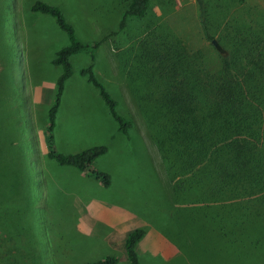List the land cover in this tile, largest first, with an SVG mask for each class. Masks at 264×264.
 <instances>
[{"label": "rangeland", "instance_id": "374dc122", "mask_svg": "<svg viewBox=\"0 0 264 264\" xmlns=\"http://www.w3.org/2000/svg\"><path fill=\"white\" fill-rule=\"evenodd\" d=\"M34 1L5 0L4 9L0 5V14L12 9L11 39L6 40L17 48L15 58L6 60L7 53L0 47V93L10 70L12 103L23 114L17 120L9 114L10 108L5 112L0 109V264H84L100 259L109 253L108 244L102 246L91 230L109 207L136 212L141 219L135 225L159 226L168 235L173 231L169 217L173 210V227L179 226L183 234L172 235L177 254L165 260L151 257L143 249L141 264H264L259 257L264 246L252 247L240 240L231 247L235 250L232 257L223 256L226 248L217 249L212 233L183 223L182 214L175 212L177 204L172 201L166 172L137 99L135 88L141 89V81H136L137 68L133 66L143 50L142 40L149 41L151 48L158 42L156 37L175 49L199 51L211 69L218 67V50L201 31L196 1L150 0L145 15L130 18L120 31L118 22L129 0H41L61 9L79 39L100 41L93 61L89 51L70 57L72 75L60 97L53 137L55 149L62 153L105 146L106 153L93 166L109 175L108 186L74 167L57 164L47 155V109L55 101V82L61 73L51 60L67 39L53 17L29 12ZM239 2L264 9V0H220L216 5ZM90 63L117 102V112L132 122L126 134L118 130L98 89L80 73ZM256 234L249 229V236ZM194 236L200 241L195 243ZM115 254L118 264H129L120 251Z\"/></svg>", "mask_w": 264, "mask_h": 264}, {"label": "trees", "instance_id": "16d2710c", "mask_svg": "<svg viewBox=\"0 0 264 264\" xmlns=\"http://www.w3.org/2000/svg\"><path fill=\"white\" fill-rule=\"evenodd\" d=\"M195 1L205 39L212 44L215 38L225 51L217 52L218 67L211 69L199 51L175 49L156 37L158 42L152 43L151 48L145 39L140 42L143 50H139L138 61L133 66L137 68L136 81H141V89L136 87L135 90L166 172L172 201L177 204L175 212L182 214L185 225L212 233L217 249L226 248L221 254L232 257L235 250L231 247L240 240L252 247L264 246V9L258 5L243 6L240 2L217 6L220 0ZM3 3L5 0H1L0 5ZM2 6L4 9L5 4ZM149 7L150 0H129L117 30H123L130 18L145 15ZM234 8L238 10L233 12ZM9 9L0 14V47L7 53L6 60L15 58L17 50L6 40L11 39L12 32L13 12ZM28 10L53 17L67 39L51 60L54 66L61 68V73L55 82V101L47 109L44 130L47 155L57 164L74 167L108 186L109 175L93 166L94 161L106 153L105 146L62 153L55 149L53 137L60 97L66 80L72 75L70 57L89 51L93 61L100 41L79 39L55 4L36 0ZM80 73L98 89L110 115L118 123V130L126 134L132 122L117 112V102L96 77L93 64L82 68ZM9 74L10 70L0 93L3 95L0 109L5 112L10 108L9 114L21 120V109L12 103L14 90ZM134 76L130 80L133 81ZM24 99L31 105L30 99ZM169 217L173 231L170 235L163 233L173 243V234H183L179 226L173 227L176 217L173 210ZM250 228L256 230L255 237L248 235ZM144 234L142 227L127 234L123 250L129 264H141L136 246ZM197 241L200 237L195 243ZM260 251L259 257L264 259V249ZM118 262L116 256L106 254L84 264Z\"/></svg>", "mask_w": 264, "mask_h": 264}, {"label": "crops", "instance_id": "0c3cea01", "mask_svg": "<svg viewBox=\"0 0 264 264\" xmlns=\"http://www.w3.org/2000/svg\"><path fill=\"white\" fill-rule=\"evenodd\" d=\"M38 96L40 97V95ZM33 99L35 101L38 99L35 92ZM111 208L112 207H109L107 210H104L103 213L96 218L91 230V235L101 239L102 246L106 243L108 244L106 249L109 250V253L107 254L116 256L117 254H115V252L120 251L123 261H127L123 250V243L127 234L134 228L141 226L145 227L146 225H141L140 223L139 226L135 225V223L138 222L136 220L141 219L136 212H129L123 208L117 209V207H115L116 210H111ZM143 249L149 251L151 257L161 256L165 260L173 256V253L177 254L178 252L174 243H172V241L156 226L145 227V234L136 246L139 257L143 254Z\"/></svg>", "mask_w": 264, "mask_h": 264}, {"label": "water", "instance_id": "95a60500", "mask_svg": "<svg viewBox=\"0 0 264 264\" xmlns=\"http://www.w3.org/2000/svg\"><path fill=\"white\" fill-rule=\"evenodd\" d=\"M211 42H212L213 46L218 50V52H220L222 54L225 52L224 49L222 48V46L217 42V40L215 38L212 39Z\"/></svg>", "mask_w": 264, "mask_h": 264}]
</instances>
